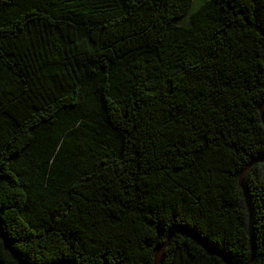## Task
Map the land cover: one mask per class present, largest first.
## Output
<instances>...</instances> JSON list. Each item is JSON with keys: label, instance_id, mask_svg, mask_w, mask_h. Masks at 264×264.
Returning a JSON list of instances; mask_svg holds the SVG:
<instances>
[{"label": "trees", "instance_id": "obj_1", "mask_svg": "<svg viewBox=\"0 0 264 264\" xmlns=\"http://www.w3.org/2000/svg\"><path fill=\"white\" fill-rule=\"evenodd\" d=\"M195 2L0 0V230L25 264H264V0Z\"/></svg>", "mask_w": 264, "mask_h": 264}, {"label": "water", "instance_id": "obj_2", "mask_svg": "<svg viewBox=\"0 0 264 264\" xmlns=\"http://www.w3.org/2000/svg\"><path fill=\"white\" fill-rule=\"evenodd\" d=\"M260 112H262L261 108H260ZM263 120V118H262ZM242 177V175H241ZM241 184V182H240ZM246 200H247V203L249 204V200L248 198L246 197ZM189 236H191V234L187 233ZM0 236L3 238V241H4V244H5V247L7 248V250L19 261L20 264H25L21 259L20 257L17 255V253L8 245V243L6 242V239L4 238L1 230H0ZM205 249L209 250L207 247L204 246ZM161 252H162V249H159L158 252H157V255H156V261L159 259L160 255H161ZM157 264V262H156Z\"/></svg>", "mask_w": 264, "mask_h": 264}, {"label": "rangeland", "instance_id": "obj_3", "mask_svg": "<svg viewBox=\"0 0 264 264\" xmlns=\"http://www.w3.org/2000/svg\"><path fill=\"white\" fill-rule=\"evenodd\" d=\"M198 1H199L198 3L201 2V0H198ZM195 3H196L195 0H193V7L195 6ZM198 3H197V4H198Z\"/></svg>", "mask_w": 264, "mask_h": 264}]
</instances>
